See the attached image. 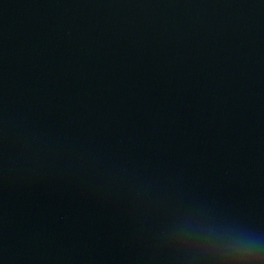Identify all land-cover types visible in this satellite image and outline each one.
Returning <instances> with one entry per match:
<instances>
[{"label": "water", "instance_id": "obj_1", "mask_svg": "<svg viewBox=\"0 0 264 264\" xmlns=\"http://www.w3.org/2000/svg\"><path fill=\"white\" fill-rule=\"evenodd\" d=\"M0 131L264 145V0H0Z\"/></svg>", "mask_w": 264, "mask_h": 264}]
</instances>
